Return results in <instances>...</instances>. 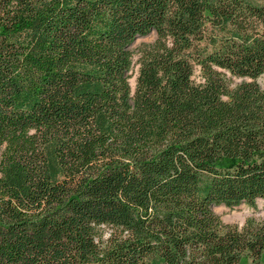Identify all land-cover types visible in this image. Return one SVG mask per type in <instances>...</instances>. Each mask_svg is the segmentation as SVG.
I'll list each match as a JSON object with an SVG mask.
<instances>
[{
	"label": "trees",
	"instance_id": "obj_1",
	"mask_svg": "<svg viewBox=\"0 0 264 264\" xmlns=\"http://www.w3.org/2000/svg\"><path fill=\"white\" fill-rule=\"evenodd\" d=\"M262 75L264 0H0V264H264Z\"/></svg>",
	"mask_w": 264,
	"mask_h": 264
},
{
	"label": "rangeland",
	"instance_id": "obj_2",
	"mask_svg": "<svg viewBox=\"0 0 264 264\" xmlns=\"http://www.w3.org/2000/svg\"><path fill=\"white\" fill-rule=\"evenodd\" d=\"M155 34L150 33L146 37L137 38L132 42L131 50L133 51V67H132V78L130 80V85L133 88L135 82V74L138 69L137 66V49L142 45L150 44L154 41ZM193 80L198 82L200 80V74L198 70H195ZM256 83L264 89V75L260 76ZM213 212L219 218L221 224L224 227H237L239 229L246 223L249 219H254L256 221H260L264 218V201H257L254 207H249L248 205H239L233 208H226L223 205L214 206ZM249 260H247L244 264H249Z\"/></svg>",
	"mask_w": 264,
	"mask_h": 264
}]
</instances>
